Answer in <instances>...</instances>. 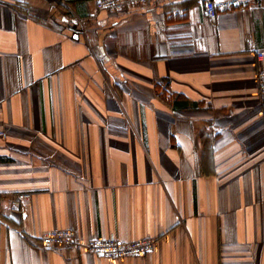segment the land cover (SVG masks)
Returning <instances> with one entry per match:
<instances>
[{
  "label": "crops",
  "instance_id": "1",
  "mask_svg": "<svg viewBox=\"0 0 264 264\" xmlns=\"http://www.w3.org/2000/svg\"><path fill=\"white\" fill-rule=\"evenodd\" d=\"M67 1L0 0V264H264V0Z\"/></svg>",
  "mask_w": 264,
  "mask_h": 264
},
{
  "label": "built area",
  "instance_id": "2",
  "mask_svg": "<svg viewBox=\"0 0 264 264\" xmlns=\"http://www.w3.org/2000/svg\"><path fill=\"white\" fill-rule=\"evenodd\" d=\"M157 0H96L95 5L98 10L118 12L128 10L135 6L148 5ZM74 16L75 20L82 24V20L72 10L67 0H59ZM208 16L216 14V6L213 1L206 4ZM263 54V52H261ZM257 95L261 102H264V67L258 71L257 75ZM5 135V131L0 128V138ZM28 193L16 194L11 200L14 206H20L21 202L28 198ZM40 241L46 246L78 247L89 252L111 258L144 255L155 247V239L141 238L131 242H123L116 237L98 238L88 241H80L73 229H54L44 232Z\"/></svg>",
  "mask_w": 264,
  "mask_h": 264
},
{
  "label": "water",
  "instance_id": "3",
  "mask_svg": "<svg viewBox=\"0 0 264 264\" xmlns=\"http://www.w3.org/2000/svg\"><path fill=\"white\" fill-rule=\"evenodd\" d=\"M217 1H221V0H217Z\"/></svg>",
  "mask_w": 264,
  "mask_h": 264
}]
</instances>
